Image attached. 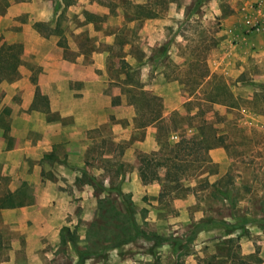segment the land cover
<instances>
[{"label": "rangeland", "instance_id": "rangeland-1", "mask_svg": "<svg viewBox=\"0 0 264 264\" xmlns=\"http://www.w3.org/2000/svg\"><path fill=\"white\" fill-rule=\"evenodd\" d=\"M55 49L75 65L68 95L100 115L102 137L77 167L95 205L82 218L75 198L54 264H74L85 248L99 255L80 264H264V0H0L1 82L30 73L42 83L39 65L20 71L21 56ZM47 89L35 86L37 106ZM24 93L9 84L3 94L20 102ZM216 93L231 106L208 102ZM9 110L0 104L5 129ZM159 114L177 126L172 140L209 132L195 129L206 120L223 145L205 163L190 144L183 176L158 169L144 184L142 157L158 150L165 125L147 122ZM12 239L23 264V236L7 228L0 264Z\"/></svg>", "mask_w": 264, "mask_h": 264}, {"label": "crops", "instance_id": "crops-1", "mask_svg": "<svg viewBox=\"0 0 264 264\" xmlns=\"http://www.w3.org/2000/svg\"><path fill=\"white\" fill-rule=\"evenodd\" d=\"M38 57L37 53L30 57L26 50L19 69L25 74L23 65H39L42 83L33 84L30 73L12 83L0 81V104L10 108L4 113L7 128L0 127V230L7 228L23 236L24 247L19 249L23 264H45L44 260L54 264L61 228L73 222L68 217L76 209L75 198L82 197L78 204L82 218L90 214L88 204L95 205L85 185H78L77 167L84 166L88 145L98 144L101 149L102 120L98 113L79 108L81 98L68 95L65 86L74 80L69 72L75 65L59 49ZM9 84L24 90L20 102L3 94ZM36 85L54 88L42 92L44 107L36 105ZM10 243L14 250L1 264H18L13 252L19 243L16 239Z\"/></svg>", "mask_w": 264, "mask_h": 264}, {"label": "trees", "instance_id": "trees-1", "mask_svg": "<svg viewBox=\"0 0 264 264\" xmlns=\"http://www.w3.org/2000/svg\"><path fill=\"white\" fill-rule=\"evenodd\" d=\"M17 46V45H16ZM18 52H20V49L15 52V54L12 55V65L13 69L16 67V60L18 56ZM207 76V74H204L203 77ZM216 78L217 76H213ZM4 78V74L0 76V81ZM224 87V86H223ZM220 95H230V92H228L225 88H221ZM216 96L211 97L210 99H207L210 103H217V104H223L227 106H231L229 104V101L226 100V97H220L219 94H215ZM174 113V112H173ZM175 114V113H174ZM165 123V125L160 129H162V133L160 129L158 128L157 136L160 139V145L157 151H154L150 154H145L142 157L143 167L140 170L139 176L142 181V183H149L151 181L157 180L159 178L158 169H164L165 175L168 177H175V176H183L185 173V170L187 167L193 162L192 159L189 158V153L186 152L187 149H189L191 146L190 144H196L199 147L200 152V161H204L205 163H209V156L208 151L216 146L223 145L221 141L215 136V128H212L209 126V128L204 126L208 121L201 120L200 121V127H196L195 129L203 130V127L206 129H209V132H202V133H193L190 135L189 138L186 137H180L179 140H172L170 137L174 135L177 126L175 124H171L167 117H164L162 114H159L157 116H154L151 118L147 124L152 123ZM170 123V124H169ZM187 124V123H186ZM187 129H192L193 126L190 124H187ZM177 135V134H176ZM64 231H68V228L66 226L61 228V233ZM126 231V230H125ZM141 232L138 228H135V232ZM135 232L131 235H129V240L131 237H134ZM143 233V232H142ZM155 238H158L159 236L153 235ZM121 242H126L128 240L123 239L120 240ZM61 243H64V240L61 236ZM115 244L111 246L112 248H115ZM79 257L78 262H83V259L90 257L91 255H99V252H96L95 250H91L88 248H85V250L78 251Z\"/></svg>", "mask_w": 264, "mask_h": 264}]
</instances>
